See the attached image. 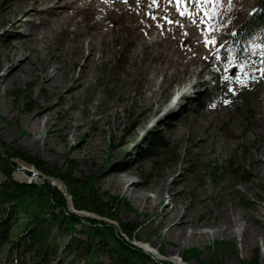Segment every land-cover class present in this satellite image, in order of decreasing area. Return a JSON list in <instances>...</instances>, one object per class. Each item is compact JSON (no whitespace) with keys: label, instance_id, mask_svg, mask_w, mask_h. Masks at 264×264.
<instances>
[{"label":"rangeland","instance_id":"374dc122","mask_svg":"<svg viewBox=\"0 0 264 264\" xmlns=\"http://www.w3.org/2000/svg\"><path fill=\"white\" fill-rule=\"evenodd\" d=\"M21 1L0 0L1 139L50 165L66 168L75 161L78 174L96 175L102 192L128 203L121 206L120 218L138 227L134 244L156 260L184 264L183 250L197 249L201 256L188 264H243L256 258L264 264V62L254 81L245 80L231 63L223 62L219 73L212 70L224 37L235 33L259 0L204 5L212 13L205 18L207 29L200 23L203 12L193 23L180 15L175 0H59L70 5L71 19L54 26L47 46L42 37L52 17L41 10L52 3L26 7L17 14L23 24L13 30L16 19L1 13ZM185 5L187 0L180 9ZM187 7L198 11L195 4ZM79 31L86 42L105 35L88 64L91 78L70 91L71 82L48 88L47 69L61 67L63 74L73 65L72 53L60 57ZM206 38L217 44L206 45ZM84 48L75 74L89 53ZM214 89L221 91L220 98L202 104L203 94ZM41 110V125L32 129L27 121ZM155 135L164 139L156 151L145 145ZM231 162L244 167L246 180L234 173ZM117 173L151 200L159 199L136 202L124 195ZM14 177L30 182L23 172ZM53 183L66 193L60 182ZM176 204L180 212H189L187 232L193 236H166L167 227L159 226L162 208ZM225 213L238 220L229 226L232 235L218 232ZM245 228L255 231L250 248ZM75 236L83 242L88 237L80 229ZM70 238L67 232L58 234L55 264L110 263L105 253L89 259L64 250Z\"/></svg>","mask_w":264,"mask_h":264},{"label":"trees","instance_id":"16d2710c","mask_svg":"<svg viewBox=\"0 0 264 264\" xmlns=\"http://www.w3.org/2000/svg\"><path fill=\"white\" fill-rule=\"evenodd\" d=\"M262 45L264 0H259L235 33L224 37L217 51L219 62L212 64L213 72H221L222 63L227 62L236 66L245 80L254 81L263 68ZM220 96L219 89L207 91L201 103H215ZM163 142V138L155 135L145 145L156 151V145ZM20 162L37 170L40 179L30 182L16 179L14 174ZM229 166L246 180L243 166L235 162ZM78 171L75 161H70L66 168H59L25 147L0 137V175L4 178L0 182V264H55L58 234L64 232L71 236L64 250L84 253L89 259L105 253L111 260L108 264H175L156 260L135 245L134 242L139 240L138 227L123 222L119 215L121 206H128V203L102 192L97 186L96 175L78 174ZM219 173V167L213 169L215 182ZM54 180L65 187L66 193L53 183ZM79 229L86 231V242L76 238ZM200 256L197 249L182 252L184 264ZM243 264L259 263L256 258L254 262Z\"/></svg>","mask_w":264,"mask_h":264},{"label":"bare ground","instance_id":"6f19581e","mask_svg":"<svg viewBox=\"0 0 264 264\" xmlns=\"http://www.w3.org/2000/svg\"><path fill=\"white\" fill-rule=\"evenodd\" d=\"M45 2H51L52 5L49 8V10H46L45 8L41 10L42 12H46L47 14L51 15V23L49 27V31L47 32V35L45 34L43 38V43L47 46L49 45V42L51 40L50 34L54 31L55 25H61L63 22L69 21L71 19V16H68L70 5L65 2H60L59 0H22L19 3L13 4V5H7L5 13H1V15H9L11 18L16 19L12 24L11 27L14 30L15 26H21L23 22H20V19L17 18L18 13H23L25 11V8L30 5L31 8H37L39 4H43ZM72 2V1H71ZM3 12V11H2ZM26 23V19L24 21V24ZM191 28V27H190ZM29 34H34L29 32ZM76 39H74L73 44L70 43V45L65 48V50L61 53V60L65 59L66 53L74 55L73 57V65L71 67H68V71L66 73L62 74V68L61 67H53L52 70H46L45 79H46V85L48 88L55 90L56 88L64 87L69 82V86L67 87V91H70L74 88H78L80 85L83 84V81H85V77L87 80L91 78L90 67L93 61L95 60V51L97 44L102 41H104V34L96 35L93 37V39H90L89 41L83 40L84 33L82 31H79L77 34ZM87 45V48L89 50V53L85 57V63L80 66V70L78 74H75L74 72V66L78 63V58L83 54L84 46ZM13 50L18 49L16 45L12 44ZM14 54V53H13ZM12 54V55H13ZM11 55V54H10ZM63 56V59H62ZM29 57V56H27ZM59 60V59H58ZM89 64V65H88ZM65 69V68H64ZM66 70V69H65ZM16 71V70H15ZM15 71L12 73V75L15 74ZM42 110L38 112V114L35 117H30L27 121V125L30 126L32 129L38 128L39 125H41V120L43 118V115L41 114ZM260 124V123H259ZM115 180L120 184V189L124 195H128L131 199H134L136 202L144 201L147 203L148 201H154L158 200L159 196H156L154 200H151L145 193L141 191L140 188H137L134 186L133 183L126 182L124 180V176L121 173H117L115 175ZM188 211H179L178 205H174L172 208L168 205H165L162 210L159 217V226H166V236H174L177 238L183 237V236H193L195 233H188V228L191 227L190 223L191 221L188 220ZM234 215V216H233ZM225 219L223 223H221L218 226V232L220 235H232V231L229 230V226L232 225V223L238 222L236 218V214L231 213H225ZM239 219L245 218V215H237ZM234 217V218H233ZM244 233L250 234V239L247 241V247L250 248L254 245L256 236L255 231L248 230V228L243 230ZM205 235L204 233L202 234ZM146 244V243H145ZM149 249L151 248L150 244H146ZM145 245V246H146ZM177 257L179 258V255L176 253Z\"/></svg>","mask_w":264,"mask_h":264},{"label":"snow or ice","instance_id":"6c2138e0","mask_svg":"<svg viewBox=\"0 0 264 264\" xmlns=\"http://www.w3.org/2000/svg\"><path fill=\"white\" fill-rule=\"evenodd\" d=\"M175 2L177 4V10L180 12V15L188 16L192 18L193 23H196V17L199 16L200 12H203L204 15L200 17V23L204 24L205 28L207 29L210 26L207 24V20L205 18H210L212 16V13L208 12L207 8L203 6L208 5V4L216 5V4L222 3L223 0H187V5L195 4L197 6L198 11L196 12H193L191 9H189L187 5H185L183 10L180 9V5L185 4V0H175ZM228 4H229V7H231V0H228ZM172 22L173 21H169V23H172ZM175 22L179 23V21H175ZM205 44L206 45L211 44L215 46L217 44V41L214 38H212L211 40L206 38ZM262 47H264V45H262ZM241 67L243 66L241 65Z\"/></svg>","mask_w":264,"mask_h":264},{"label":"water","instance_id":"95a60500","mask_svg":"<svg viewBox=\"0 0 264 264\" xmlns=\"http://www.w3.org/2000/svg\"><path fill=\"white\" fill-rule=\"evenodd\" d=\"M17 171L19 172H23L25 174V176L31 180H36V179H40V173L35 170L33 167H29V166H22L19 167L17 169Z\"/></svg>","mask_w":264,"mask_h":264}]
</instances>
